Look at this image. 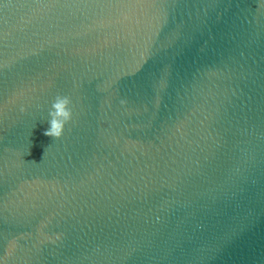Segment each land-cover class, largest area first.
<instances>
[{
    "label": "water",
    "instance_id": "1",
    "mask_svg": "<svg viewBox=\"0 0 264 264\" xmlns=\"http://www.w3.org/2000/svg\"><path fill=\"white\" fill-rule=\"evenodd\" d=\"M0 264H264V0H0Z\"/></svg>",
    "mask_w": 264,
    "mask_h": 264
},
{
    "label": "clouds",
    "instance_id": "2",
    "mask_svg": "<svg viewBox=\"0 0 264 264\" xmlns=\"http://www.w3.org/2000/svg\"><path fill=\"white\" fill-rule=\"evenodd\" d=\"M72 102L70 97L56 94L48 103L47 116L44 120L48 123V127L44 130V134L54 139L63 136L66 125L72 120Z\"/></svg>",
    "mask_w": 264,
    "mask_h": 264
}]
</instances>
